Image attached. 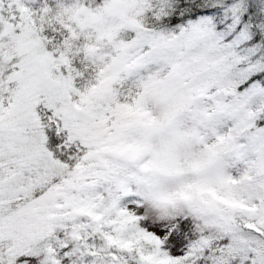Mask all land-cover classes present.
<instances>
[{
  "label": "snow or ice",
  "instance_id": "obj_1",
  "mask_svg": "<svg viewBox=\"0 0 264 264\" xmlns=\"http://www.w3.org/2000/svg\"><path fill=\"white\" fill-rule=\"evenodd\" d=\"M0 264H264V0H0Z\"/></svg>",
  "mask_w": 264,
  "mask_h": 264
}]
</instances>
